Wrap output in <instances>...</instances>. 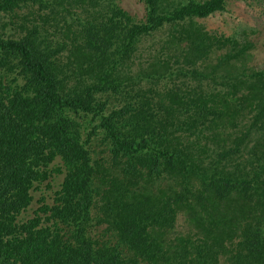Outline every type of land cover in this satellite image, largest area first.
<instances>
[{
  "label": "trees",
  "instance_id": "16d2710c",
  "mask_svg": "<svg viewBox=\"0 0 264 264\" xmlns=\"http://www.w3.org/2000/svg\"><path fill=\"white\" fill-rule=\"evenodd\" d=\"M143 1L0 0V264H264V69L228 0Z\"/></svg>",
  "mask_w": 264,
  "mask_h": 264
},
{
  "label": "rangeland",
  "instance_id": "374dc122",
  "mask_svg": "<svg viewBox=\"0 0 264 264\" xmlns=\"http://www.w3.org/2000/svg\"><path fill=\"white\" fill-rule=\"evenodd\" d=\"M115 2L133 15L136 21L145 18L146 8L143 0H115ZM32 8L34 7H23L18 9V13L22 11L28 12ZM1 17L3 18L0 19V25L5 24V31L8 35L18 30V27L15 29L13 25L7 22L11 17L8 15L4 17V14H1ZM196 20L212 33L233 36L238 40L244 41V43L250 44V49L248 50L249 65L254 69H264V0H228L224 11H217L207 17L197 18ZM162 36L163 34L160 31L144 37L141 41L143 53L139 59L131 64L130 68L146 66L149 63L148 58L150 55L156 53L160 48ZM167 82L171 83V81ZM196 83L197 81H188L190 87L195 86ZM55 163H61L60 159H57ZM62 177L63 174L56 173L53 180H49L51 181V187L47 186V181L41 185V188L34 190L35 199L29 209L23 214L25 218L32 216L33 210L39 206L38 199L42 194L52 196L53 191L60 187L59 184ZM182 220L183 218L180 217L178 223L181 224Z\"/></svg>",
  "mask_w": 264,
  "mask_h": 264
}]
</instances>
